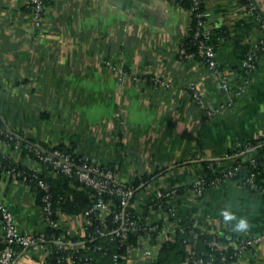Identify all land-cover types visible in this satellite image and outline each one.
Listing matches in <instances>:
<instances>
[{
    "label": "crops",
    "instance_id": "0c3cea01",
    "mask_svg": "<svg viewBox=\"0 0 264 264\" xmlns=\"http://www.w3.org/2000/svg\"><path fill=\"white\" fill-rule=\"evenodd\" d=\"M25 2L0 0V120L8 134L73 146L124 182L158 172L140 189L137 211L157 188L172 192L176 219L195 218L223 245L264 235V178L255 189L224 180L202 196L192 187L207 167L220 172L239 153L244 161L257 153L251 147L230 155L264 131V51L253 71L243 70L246 54L264 34V0H204L213 69L180 54L192 22L180 0H54L40 28ZM193 85L204 106L194 100ZM0 153L56 175L21 145L0 139ZM258 154L264 164V153ZM0 197L20 229H43L36 194L21 180L3 175ZM225 207L247 217L250 229L235 233L225 225L219 215ZM82 222L80 215L64 217L61 228L73 237ZM159 252V242L142 241L124 262L153 264ZM15 264L44 262L26 252ZM240 264H264V250L250 248Z\"/></svg>",
    "mask_w": 264,
    "mask_h": 264
},
{
    "label": "trees",
    "instance_id": "16d2710c",
    "mask_svg": "<svg viewBox=\"0 0 264 264\" xmlns=\"http://www.w3.org/2000/svg\"><path fill=\"white\" fill-rule=\"evenodd\" d=\"M54 2V0H45V6H49ZM181 4L190 9L192 6L191 0H180ZM204 1L202 2L201 9H204ZM196 30V18L193 16L191 22V29L187 36H185L182 41L180 48L185 49L186 52L193 53L194 57L203 60L198 52V40L195 38ZM0 139L8 140L13 145L20 142L22 151L29 154L35 161L39 162L43 167L48 170H53L56 175L53 177L46 176V173L38 172V176H33L31 167L24 166L23 164L14 161L11 158L5 157L0 153L1 165H0V178L5 175L7 176V170L15 168L17 171L25 172L26 178L23 176L14 177L10 175L11 178H16L21 180L24 184L30 187L32 191L35 192L40 206H42V199L45 195V190L38 186V180L43 179L49 185L48 192L51 194L52 204L55 211L60 210L63 214L77 216L85 214L88 210L92 209L98 199L102 197L105 201L111 203V211L108 216L101 218L97 211L91 212L86 216L87 221V232L92 236V242H88L89 248L82 249L77 255L76 262L78 264H113V256L118 253L125 256L128 252L135 246H140L141 242L148 239V243H160V252L158 258L153 264H193V258H201L204 260V264H237L238 258L234 255L236 250V244L229 245L225 250L217 249L212 243L214 237L204 233L195 218L187 217L185 219L179 220L177 223L175 219L169 215L170 209L173 208L170 203L173 198V194L169 196H164L161 198H150L145 201L143 210L137 211V199L140 189L146 188L149 185L153 177H155L158 172H154L150 175L144 174L140 177H136L131 182H120L126 187L130 188L134 194L130 198L128 205L125 207V212L132 219H134L139 225L140 229L135 232L129 233L128 237L124 240L119 238L111 239L109 235L104 233H95V229L99 227L104 232L113 228L116 224L113 222L114 212H119L124 207L121 202V197L115 193H104L102 196L98 195L97 192L87 187L75 176H69L62 173L61 171L54 170L51 166L39 161L35 152L31 148L32 146L40 147L43 152L52 151L55 149L62 150L68 153L73 161L77 164L82 162L94 163L80 154L75 152L73 146H68L64 143L57 144L55 146H49L42 142L35 141L29 138H18L14 134H8L3 128L0 120ZM248 146L256 147L257 153L251 158L255 159V162L244 161L242 159L240 151H245L249 149ZM250 147V148H251ZM264 153V136H258L254 139L247 140L244 147L238 148L230 152V155L239 153L237 156L233 157L232 164L224 169L223 171H216L211 167L206 168L205 174H203L200 179H203L205 183V191L212 188L217 180H227L225 173L233 171L234 175L229 177L228 180H235L240 185L255 189L259 186L264 178V164L263 158H259L258 153ZM246 153V152H245ZM101 167L112 169L110 166H105L99 164ZM114 172H116L114 170ZM253 176V181L255 187H250V184L246 180ZM193 187V185H192ZM203 193V194H204ZM202 194V195H203ZM200 195V196H202ZM139 204V203H138ZM161 204V208L159 207ZM160 208V212L166 213L169 217L160 218L157 221H150L153 215H156L157 210ZM150 221V222H148ZM175 226L174 235H170L171 226ZM167 228L169 235H163V229ZM48 234L59 235L63 231L62 229H45ZM82 236H73V240H80ZM188 246H191L192 252L188 250ZM97 247H101L97 249ZM65 257L64 252L60 253ZM216 259L212 260V257ZM88 258V260H86ZM224 258V259H223ZM241 260L239 263H241Z\"/></svg>",
    "mask_w": 264,
    "mask_h": 264
},
{
    "label": "built area",
    "instance_id": "2783aa9c",
    "mask_svg": "<svg viewBox=\"0 0 264 264\" xmlns=\"http://www.w3.org/2000/svg\"><path fill=\"white\" fill-rule=\"evenodd\" d=\"M204 0H191L192 6L189 9L192 18H196V30L195 38L198 40V52L200 57L203 58V62L206 63L209 68L213 69L216 67L215 61V45L212 42V34L207 28V18L209 12L206 8L201 9L202 2ZM25 7L28 12L31 13L33 23L36 28H40L43 24V17L46 11L45 0H26ZM264 51V34L263 36L253 45L252 49L246 54L243 61V70L247 74L253 71L258 64L259 51ZM180 54L185 57H193V53L186 52L185 49L180 48ZM222 86L227 88L226 82L222 83ZM194 100L204 106L205 102L202 99L199 90L193 85L191 87ZM209 112L215 113L217 109L213 104L209 105ZM264 136V131L259 135ZM20 142H17L16 147H19ZM251 146H248L250 148ZM38 157L39 161L44 164L51 166L54 170L61 171L69 176H75L85 184L87 187L94 189L98 195L102 196L104 193H115L121 197L123 209L119 212H114L113 222L116 224L113 228L104 232L102 229L97 227L95 233H104L109 235L111 239L119 238L124 240L128 237L129 233L135 232L140 229V225L132 219L125 212V207L128 205L130 198L134 192L130 188H126L118 177V174L112 169L101 167L99 164L82 162L77 164L73 161L71 156L59 149L52 151L43 152L40 147H31ZM247 161L255 162L254 158H250ZM0 157V165H1ZM33 176H38V170L31 167ZM7 176L21 177L25 172L17 171L15 168H11L6 172ZM234 172L229 171L225 173L227 180L233 176ZM253 174L246 180L250 187H255L253 181ZM222 181L217 180L213 187L218 186ZM205 181L198 179L193 184V189L198 195H202L205 189ZM38 186L45 190L42 203V214H43V229L35 232H22L16 222L15 214L13 210L2 200L0 197V218L2 219V233L0 235V264H15L20 255L24 253H33L40 256L43 259L44 264H78L76 257L82 249L89 248L88 242H92L93 236L87 232V221L86 216L93 211H97L101 218H105L110 214L111 203L105 201L102 197L98 199L95 206L82 214L83 222L81 230L78 235L82 236L80 240H73L72 234L65 232L61 228V221L64 217H70L71 215L63 214L60 210L55 211L52 204L51 194L48 192L49 185L43 179L38 180ZM172 192H166L161 188H157L150 198H161L169 196ZM161 208V204H159ZM160 208L157 210L156 215L150 218V221L154 222L160 218L173 217L176 223L179 221L176 219V213L173 208L170 209L169 215L160 212ZM148 221V222H150ZM51 229H62L63 231L59 235L48 234L46 228ZM163 235H169L168 229H163ZM148 239L143 240L147 242ZM217 249L225 250L228 245H223L217 239H214L212 243ZM252 247H258L264 250V235L240 238L236 243V250L234 255L237 256L238 260L242 259L244 254ZM101 247H97L100 249ZM188 250L192 252L191 246H188ZM64 252L65 257L60 253ZM123 255L118 253L113 256V264H125ZM216 259L214 256L212 260ZM224 259V258H223ZM88 260V258L86 259ZM239 261L237 264H239ZM91 264V263H89ZM193 264H204V260L199 258H193Z\"/></svg>",
    "mask_w": 264,
    "mask_h": 264
},
{
    "label": "clouds",
    "instance_id": "9594fccd",
    "mask_svg": "<svg viewBox=\"0 0 264 264\" xmlns=\"http://www.w3.org/2000/svg\"><path fill=\"white\" fill-rule=\"evenodd\" d=\"M219 215L222 217L225 225H231V230L235 233L247 232L251 225L247 217H238L232 210L231 207H225L221 209Z\"/></svg>",
    "mask_w": 264,
    "mask_h": 264
},
{
    "label": "rangeland",
    "instance_id": "374dc122",
    "mask_svg": "<svg viewBox=\"0 0 264 264\" xmlns=\"http://www.w3.org/2000/svg\"><path fill=\"white\" fill-rule=\"evenodd\" d=\"M105 166H108V165H105ZM124 182V181H123ZM42 210V209H41ZM22 232H25V231H23L22 229H20Z\"/></svg>",
    "mask_w": 264,
    "mask_h": 264
},
{
    "label": "water",
    "instance_id": "95a60500",
    "mask_svg": "<svg viewBox=\"0 0 264 264\" xmlns=\"http://www.w3.org/2000/svg\"><path fill=\"white\" fill-rule=\"evenodd\" d=\"M240 264V263H239Z\"/></svg>",
    "mask_w": 264,
    "mask_h": 264
}]
</instances>
